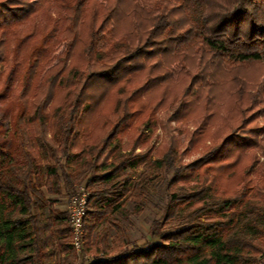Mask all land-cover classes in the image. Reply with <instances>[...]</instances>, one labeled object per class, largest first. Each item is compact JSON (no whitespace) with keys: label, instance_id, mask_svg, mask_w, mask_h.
<instances>
[{"label":"trees","instance_id":"16d2710c","mask_svg":"<svg viewBox=\"0 0 264 264\" xmlns=\"http://www.w3.org/2000/svg\"><path fill=\"white\" fill-rule=\"evenodd\" d=\"M40 2L46 22L22 31ZM0 35L14 39L11 53L0 40L9 117L8 130L0 124V264H75L68 211L47 196L59 183L73 196L88 191V264H255L264 251V0H0ZM58 36L67 40L56 54ZM130 103L149 115L198 108L190 144H213L186 164L173 140L156 159L106 152L133 127ZM170 169L150 241L131 243L127 205L140 213Z\"/></svg>","mask_w":264,"mask_h":264},{"label":"rangeland","instance_id":"374dc122","mask_svg":"<svg viewBox=\"0 0 264 264\" xmlns=\"http://www.w3.org/2000/svg\"><path fill=\"white\" fill-rule=\"evenodd\" d=\"M51 5V12L53 17L58 16L60 11L58 3H52ZM44 4L40 2L38 10L32 18L28 20L26 23H22L21 28L22 31L28 30L32 33H35L37 27H40L41 24L46 22V14L44 13ZM35 24H31V22ZM6 37L5 35H0V40ZM7 38V37H6ZM58 36L54 42L53 52L58 54L63 49L65 41L67 39H59ZM6 49L8 52L11 49V45L14 42V39L7 38ZM176 61L178 57H175ZM53 63L55 60L53 59ZM8 67L5 63L0 62V72H7ZM139 82L135 83L134 85H138ZM179 83V82H178ZM185 84V83H184ZM132 85V86H134ZM130 86V87H132ZM176 95H179L180 91L182 90V86ZM158 89L154 90V92L150 93L152 99L150 102L153 104L158 99ZM147 100V99H146ZM2 106V105H1ZM112 101L109 102V105L106 104V108H111ZM105 108V109H106ZM139 108L138 105L135 103L132 105L130 103L129 111L134 112L133 114V127L130 128L121 136L120 141L113 140L109 143V146L106 149V152L109 151L114 145L117 148H120L122 152L130 153H142L150 156L152 159H156L159 156H162L167 148L171 146V140L176 141L178 154L181 155V162L183 164L189 163L195 158H197L205 149L206 146L212 145L213 142L210 138H205L202 144H198L195 147L190 144V141L196 133L200 132V125L198 124L196 117L200 115V110L198 108H194V114H189L183 117H179V114L175 112L174 108L171 106H162L154 112L153 115H149V108H144L142 110H137ZM91 122L96 125L98 123V119L95 117L91 118ZM0 124L4 126L7 130L9 129V117L4 111L0 108ZM108 128L105 129V132ZM220 137H217L216 141H220ZM137 140V141H136ZM137 142L135 148L132 149V145ZM257 157L259 158V162L264 160L263 154L258 151ZM111 156L107 159L106 162H109ZM138 171L141 170V167L137 169ZM172 177L171 169L168 170L165 174V179L154 186L149 188L148 195L146 196V203L143 210L140 213L135 212L134 204L129 203L127 205V210L131 212L129 214L128 221H124V224L127 227V235L128 239L131 243L138 244V245H145L146 242L150 241L149 239V232L151 225L154 220L161 219L163 215V211L167 202V192H166V182H168ZM231 183V182H230ZM228 184L229 187H232V183ZM82 187V185L77 186V191ZM57 192L54 195H48L49 197H53L56 199L55 206L62 210L69 209V206L72 202L73 195L69 193L67 189H65L61 183L57 184ZM118 189V188H117ZM114 188V190H117ZM87 196L88 191L83 189ZM141 208V207H140ZM138 209V208H136ZM110 237L114 235V231H110ZM84 236V235H83ZM71 240V239H70ZM83 238L80 251L75 250L76 258L74 260L75 264H88L89 261L92 259L93 254L85 251L83 246ZM264 243V239H262ZM255 264H264V251L257 256Z\"/></svg>","mask_w":264,"mask_h":264},{"label":"built area","instance_id":"2783aa9c","mask_svg":"<svg viewBox=\"0 0 264 264\" xmlns=\"http://www.w3.org/2000/svg\"><path fill=\"white\" fill-rule=\"evenodd\" d=\"M83 189V187H80L77 194L73 196L68 209L69 223L72 231L70 243L77 251H80L81 249L82 238L84 235L83 219L86 214L88 203V196Z\"/></svg>","mask_w":264,"mask_h":264}]
</instances>
